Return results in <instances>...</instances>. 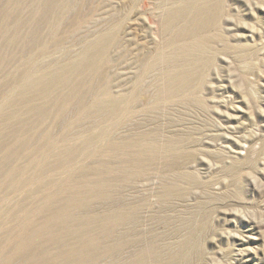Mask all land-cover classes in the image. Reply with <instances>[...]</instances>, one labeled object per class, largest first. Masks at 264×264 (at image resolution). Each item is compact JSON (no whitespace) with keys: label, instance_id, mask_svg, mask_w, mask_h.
Listing matches in <instances>:
<instances>
[{"label":"rangeland","instance_id":"374dc122","mask_svg":"<svg viewBox=\"0 0 264 264\" xmlns=\"http://www.w3.org/2000/svg\"><path fill=\"white\" fill-rule=\"evenodd\" d=\"M15 1L0 0V22L3 12L10 13L9 24L26 19L35 0H22L21 12ZM179 1L69 0L57 30L65 43L40 56L34 73L107 32L114 15L120 22L114 47L102 75L87 78L96 81L87 97L109 87L119 114L77 117L82 104L75 103L60 120L52 113L34 118L28 143L8 159L0 145V264H264V0H219L215 21L199 31L209 47L206 62L193 65L198 77L161 98L167 74L183 68L181 60L166 63L158 55L188 37L178 31L189 27L190 10L163 27L165 11L178 9ZM40 30L53 45L47 27ZM22 46L2 50L0 101L15 86L9 74L32 54ZM146 62L156 70L146 72ZM48 129L56 141L44 147L50 157L76 152L57 162L49 157L51 167L40 173L29 161H47L36 148L45 145ZM89 136L93 141L84 143ZM115 142L123 147L114 149ZM138 151L139 160L131 159ZM12 169L24 173L9 180ZM29 225L46 233L26 247ZM42 253L51 261H42Z\"/></svg>","mask_w":264,"mask_h":264},{"label":"bare ground","instance_id":"6f19581e","mask_svg":"<svg viewBox=\"0 0 264 264\" xmlns=\"http://www.w3.org/2000/svg\"><path fill=\"white\" fill-rule=\"evenodd\" d=\"M130 1H135V0H130ZM210 1L180 0L179 1L180 4L177 5V7H179L178 9H168L165 11L166 15L163 23L164 28L171 26L178 18H181L183 16V12H185L186 10L187 11L190 10L192 14V19L190 21L189 27L180 26L181 28L178 31L179 36L182 37L188 36V37L184 39L181 42V44H179L180 45L179 47H176L173 51H171V53H167L168 49L162 51V53L161 52H159V54L157 53L161 59L160 61H165L166 63L167 62L173 63V62H178V60L179 61L181 60L180 62H182L181 64L183 66L182 69L176 72L173 71L174 73L167 74L168 84L166 85L165 88L161 87L162 90L160 89V91L158 92V96H160L161 98H167L175 94L177 95V93H179L180 91L186 90L188 87H190V85L193 82H195L196 76L198 77V72L194 71L193 65L194 63L196 62L198 63L201 60L205 61L203 59L207 54L209 47L207 39L201 37L199 35V31L215 21L219 13L218 11L220 9L218 8V2L220 4L219 0H215L217 5L216 4L213 5L212 4L213 2ZM21 2L22 0H16L14 3L16 11L18 12L19 11L21 12L22 10ZM69 7H70L69 0H35L31 4V10L26 19H22L17 16L14 19H12L10 24L8 23L10 13L3 12L1 14L2 19L0 22V31H2L3 33V42L2 41L0 42V59H2V50L3 48H5L4 46L13 45L19 42L22 43L24 48L25 47L30 48V50L28 49L29 53L32 52V54L31 53L30 55L28 54L29 56L27 58V61L25 62L24 68H22L21 71L11 72L9 74L10 79H12L15 82V86L11 87L10 89L4 92L3 96L7 98V101L6 102L0 101V123L2 126L0 128V145H2V150H4V154L2 155V160L8 159L13 153H16L19 149H23L25 147L24 145L28 143L30 139L29 134H27L30 126L34 124L35 121H38L39 120L38 118L41 117L43 118L49 115L50 113L54 115L56 120H60L64 118V116H66L67 112L70 109H72V106L75 103L82 104V108L80 109V112L77 114V117H87L89 115H92L91 113L94 110L98 112V115L100 117H106V118L107 117L113 118L117 113L118 99L112 96V92L109 87H103L97 91L95 90L94 95L90 100H88L87 97L88 92H90L96 87L95 79H94L95 82L94 81L90 82L91 80L88 81L87 78H89V76L91 77V75H95V77H99L100 75H102L100 69L102 65L106 61H108L107 60L108 53L114 47L113 44L116 39L115 28L116 25L118 26V24H120L118 17H115L114 15L111 17L110 21L106 24L105 30H107V32L102 31L103 33L98 35V37L82 45L81 46L82 48H80V51H78V53L72 55L64 54L65 58L63 60L61 59V61L59 60V62L57 61L53 64L47 63L49 65H47L46 67L47 68L46 72L40 74L34 73L33 67L37 63L38 58L40 56L42 57L43 55L49 52L58 50L59 46L64 42V38H62L63 35L62 37L60 36L58 37L57 30L59 27L58 23L59 21H61L62 16H64L63 14L70 11ZM77 23H79V21H77ZM43 26L47 27L46 35L52 38L51 40H53L54 43L53 42L51 43L53 45L47 44L46 41L44 42L42 40L41 36L43 35V33L41 35L42 31L40 29ZM172 47L173 46H171V48ZM60 52L61 51H59V53ZM157 54L155 55L157 56ZM153 56L154 55L152 54V58ZM153 64L147 66V62H146L145 66H147V68L143 65L145 67L146 72L153 69ZM191 66H193V68ZM104 95L110 96V98L108 100H104L103 99ZM128 96L127 99L129 98ZM120 119L122 120V117ZM121 122L119 120V124ZM71 123L72 121L68 122V127ZM111 123L113 122L111 121ZM116 125L118 126V124ZM42 140H44L45 145L39 146V148L36 149H38L43 159L47 158L45 159L47 161L45 162L37 161V159L35 158H32V160L29 161V164L38 165V169L40 173L47 171L52 165L51 164L52 161L48 159L50 155L47 153L46 150H44V147L46 145L53 146L56 142L51 136L50 129L46 130L43 133ZM63 140L67 141L68 140L67 136H64ZM92 141L93 139H91L89 136L88 139L86 138L85 142L84 141L83 142L90 144ZM135 143L137 144V146L144 147L149 157L152 156L153 150L151 148H149L148 146L145 147L136 140ZM112 147L118 150L121 147H123V144L115 142L113 143ZM75 152L76 150L74 148H68L66 149L65 154L63 155L58 154L57 156H52L55 159V161L53 162H57L59 159L72 158L75 156ZM141 153L138 151L135 155L133 154V157L131 156L132 157L131 159L139 160V157L142 156ZM22 173H24L22 170L17 171L12 169L6 174L5 177L8 178L9 180H13L16 179L17 176H21ZM41 188L47 189L48 188L47 184L43 183L41 185ZM45 206H46L45 203L41 204L40 211H46ZM15 218L16 217H14V219ZM28 224L31 223L29 222ZM27 228L28 231H26L25 234L23 235V237L25 238L23 240V245L26 247L29 244L37 241L39 238L41 239L43 237V234L46 233L43 226H38L37 228H34L33 226L29 225L27 226ZM55 236L57 235L52 234L50 236H47V239L49 237H51L50 239H55ZM20 251H23V249L19 247L15 253H18ZM42 261L44 262L51 261L50 254L42 253Z\"/></svg>","mask_w":264,"mask_h":264}]
</instances>
